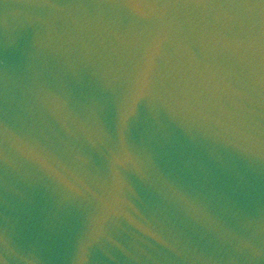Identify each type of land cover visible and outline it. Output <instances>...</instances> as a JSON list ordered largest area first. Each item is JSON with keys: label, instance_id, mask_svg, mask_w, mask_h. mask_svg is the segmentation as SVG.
<instances>
[{"label": "water", "instance_id": "1", "mask_svg": "<svg viewBox=\"0 0 264 264\" xmlns=\"http://www.w3.org/2000/svg\"><path fill=\"white\" fill-rule=\"evenodd\" d=\"M0 264H264V3L0 0Z\"/></svg>", "mask_w": 264, "mask_h": 264}, {"label": "clouds", "instance_id": "2", "mask_svg": "<svg viewBox=\"0 0 264 264\" xmlns=\"http://www.w3.org/2000/svg\"><path fill=\"white\" fill-rule=\"evenodd\" d=\"M130 12L134 14L141 15V8L138 5L130 4L125 6ZM135 115V100H133L129 105L123 108L120 116V135H121V143L123 144L124 141V130L127 128L129 120ZM4 139L7 143L10 139L14 144H16L20 137L16 136L14 132H12L7 125L4 128ZM128 159V157L126 158ZM117 163H122L123 161L117 157ZM104 235L103 229L99 228L97 231L90 237V239L81 245L80 254L77 257V260L80 262H86L88 260V250L89 247L93 244H97L100 242L101 237Z\"/></svg>", "mask_w": 264, "mask_h": 264}, {"label": "snow or ice", "instance_id": "3", "mask_svg": "<svg viewBox=\"0 0 264 264\" xmlns=\"http://www.w3.org/2000/svg\"><path fill=\"white\" fill-rule=\"evenodd\" d=\"M261 3H264V0H260Z\"/></svg>", "mask_w": 264, "mask_h": 264}]
</instances>
